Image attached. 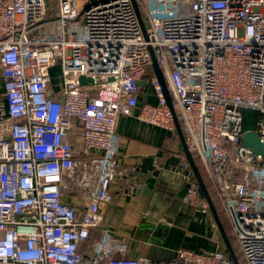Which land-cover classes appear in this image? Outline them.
<instances>
[{"label":"built area","instance_id":"obj_1","mask_svg":"<svg viewBox=\"0 0 264 264\" xmlns=\"http://www.w3.org/2000/svg\"><path fill=\"white\" fill-rule=\"evenodd\" d=\"M50 1L0 0V264H232L219 245L179 247L169 262L114 256L101 207L128 174L120 115L178 123L245 264H264V155L242 144L238 110L259 108L263 141L264 0H136L147 38L131 0ZM142 80L155 103L138 105ZM172 172L180 201L210 216L186 158Z\"/></svg>","mask_w":264,"mask_h":264},{"label":"crops","instance_id":"obj_2","mask_svg":"<svg viewBox=\"0 0 264 264\" xmlns=\"http://www.w3.org/2000/svg\"><path fill=\"white\" fill-rule=\"evenodd\" d=\"M140 83L138 105L143 101L155 103L151 85L144 80ZM1 92L0 75V96ZM116 135L128 174L110 182V200L101 207V227L109 229L114 245L120 248L114 256L169 262L179 247L212 251L222 246L218 228L210 224L213 216L180 201L184 188L172 169L180 168L185 156L177 131L168 132L135 116L120 115ZM131 167H135L134 172ZM134 180L145 185L131 192L129 185Z\"/></svg>","mask_w":264,"mask_h":264},{"label":"water","instance_id":"obj_3","mask_svg":"<svg viewBox=\"0 0 264 264\" xmlns=\"http://www.w3.org/2000/svg\"><path fill=\"white\" fill-rule=\"evenodd\" d=\"M131 3H132V6H133V9H134V12H135V15H136V18H137V21L139 23V26L141 28V31H142V34L145 38H147V34H146V30H145V25H144V22L142 20V16H141V12H140V9H139V6H138V3L136 0H131ZM151 60H152V64H151V67H152V70H153V73L155 74V76L157 77L159 83H160V86L162 88V91H163V94L165 96V99H166V102L167 104L170 106L171 105V98H170V95L168 93V90H167V86H166V83H165V80H164V77L162 75V72L160 70V68L158 67V64L156 62V59H155V56L153 55V53H151ZM79 82L80 84H86L87 81H89V78L85 77V76H80L79 77ZM143 83V82H142ZM242 129V128H241ZM176 131H177V134L179 136V139H180V142H181V146H182V149H183V152H184V155H185V158L186 160L188 161V164L194 174V178L198 184V187H199V190L201 192V194L203 195V197L207 200L208 204H209V207H210V212L213 216V219L217 225V228H218V231H219V234L222 238V242L224 244V247L232 261V264H239L238 263V260L236 258V255L234 253V250L232 248V245L228 239V237L226 236L225 234V231L221 225V222L218 218V215L216 213V210H215V207H214V204L212 202V199L203 183V180L200 176V173L198 171V168L194 162V159L192 158L191 154L189 153L188 149H187V146L185 144V141H184V137H183V134L179 128V125L178 123H176ZM242 144L246 147H249L253 153L255 154H260V155H264V140L263 141H260L258 139V137L255 135L254 133V130L252 129H249V128H246V129H242ZM156 194H160L159 191L156 190Z\"/></svg>","mask_w":264,"mask_h":264},{"label":"trees","instance_id":"obj_4","mask_svg":"<svg viewBox=\"0 0 264 264\" xmlns=\"http://www.w3.org/2000/svg\"><path fill=\"white\" fill-rule=\"evenodd\" d=\"M193 159H194V162H195V164H196V166L198 168L200 176H201V178L203 180V183H204V185H205V187H206L211 199L214 200L213 204H214L216 213H217L218 218H219V220L221 222V225H222V227H223V229L225 231V234L228 237V239H229V241H230V243L232 245V248L234 250V253L236 255L238 263L239 264H245L243 258L241 257V254L238 252L237 248L234 245V239H233V236L231 235V227H230L229 221L226 218V216L224 215L223 211L221 210L219 202H218L217 198L215 197V192L213 190V187H212L211 183L209 182L208 177H207V175H206V173H205L200 161L197 158H193ZM210 216L212 217L211 212H210ZM221 244H222V247H224L223 242H221Z\"/></svg>","mask_w":264,"mask_h":264},{"label":"rangeland","instance_id":"obj_5","mask_svg":"<svg viewBox=\"0 0 264 264\" xmlns=\"http://www.w3.org/2000/svg\"><path fill=\"white\" fill-rule=\"evenodd\" d=\"M49 7L53 9L55 7V1L51 0L49 3ZM49 23L45 24L42 28H39V31L43 29H47ZM54 73L58 76V67L55 68ZM238 110L241 114V128L242 129H257V122L259 117L261 116V111L259 108L250 107V106H239Z\"/></svg>","mask_w":264,"mask_h":264}]
</instances>
